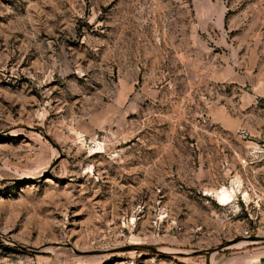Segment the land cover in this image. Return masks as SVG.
<instances>
[{"label": "rangeland", "instance_id": "rangeland-1", "mask_svg": "<svg viewBox=\"0 0 264 264\" xmlns=\"http://www.w3.org/2000/svg\"><path fill=\"white\" fill-rule=\"evenodd\" d=\"M0 264H264V0H0Z\"/></svg>", "mask_w": 264, "mask_h": 264}, {"label": "bare ground", "instance_id": "bare-ground-1", "mask_svg": "<svg viewBox=\"0 0 264 264\" xmlns=\"http://www.w3.org/2000/svg\"><path fill=\"white\" fill-rule=\"evenodd\" d=\"M227 192L228 191L226 189H223V191L220 193V198L221 199L225 198L226 195H227ZM256 242H258L257 239H255V240H245V239H243V240H240L239 242H235L233 244H230V246H228V247H233V248H235V247L238 248L239 247L240 248V247H244L245 245L256 243ZM228 247H224V248H228ZM211 253H213V252H211Z\"/></svg>", "mask_w": 264, "mask_h": 264}, {"label": "water", "instance_id": "water-1", "mask_svg": "<svg viewBox=\"0 0 264 264\" xmlns=\"http://www.w3.org/2000/svg\"><path fill=\"white\" fill-rule=\"evenodd\" d=\"M258 237L257 236H250L249 237V239L248 240H255V239H257ZM220 247L218 246V247H216V250H218ZM149 249H151V250H154V248H149ZM205 252H210L209 250L208 251H205Z\"/></svg>", "mask_w": 264, "mask_h": 264}]
</instances>
